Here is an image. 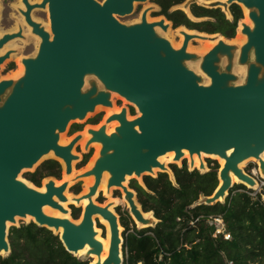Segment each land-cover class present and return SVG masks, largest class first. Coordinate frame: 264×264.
Listing matches in <instances>:
<instances>
[{
	"label": "water",
	"instance_id": "obj_1",
	"mask_svg": "<svg viewBox=\"0 0 264 264\" xmlns=\"http://www.w3.org/2000/svg\"><path fill=\"white\" fill-rule=\"evenodd\" d=\"M147 1L42 0L31 4L22 0L25 10L19 13L40 43L34 57L22 60V76L0 81V255L11 254L8 224L30 216L37 227L54 231L73 256L88 246L83 260L89 264L92 257H97L94 264H124L120 219L111 209L117 206L94 201L103 174H109L108 191L122 189L132 220L144 226L139 229L154 228L158 221L145 217L136 192L123 184L127 177L153 175L154 169L167 172L159 158L170 152L175 153V162L185 150L191 157L205 153L225 160L217 172L222 183L212 196L202 197L194 206L223 203L234 187L231 174L253 189L256 180L239 168L248 159L259 160L264 174V0L188 1L189 11L197 4L221 9L230 15L228 19H232L231 7L237 5L248 10L252 23V27L242 24L244 45L220 40L202 56L188 52L189 43L196 38L213 40L210 35L183 33L182 47L174 49L156 31L158 27L168 30L166 18L147 21L155 7L145 10L138 23L126 25L118 20L131 15L136 3ZM46 7L50 33L32 18L35 10ZM16 39H25L22 29L3 35L0 50ZM12 53L0 55V70ZM193 62L199 64L200 73L188 67ZM237 67L246 69L242 80L234 72ZM113 94L134 105L141 116L129 120L123 108L98 129L86 130L90 139L85 152L92 144H99L100 151L94 166L75 179H94L88 193L75 199L77 204L88 201L81 209L82 219L76 222L70 216L71 205H62L68 201L69 182L57 186L54 178H48L42 192L20 174L33 170L53 152L63 163L64 174L71 175L73 162L79 160L73 150L82 135L67 145L60 144V136L72 121L85 120L98 107L113 108ZM114 121L119 126L107 134V125ZM204 168L202 164L198 170L206 173ZM256 191L264 197V189ZM46 207L63 216L46 214ZM99 217L108 222L111 235L104 260V246L95 230Z\"/></svg>",
	"mask_w": 264,
	"mask_h": 264
},
{
	"label": "trees",
	"instance_id": "obj_2",
	"mask_svg": "<svg viewBox=\"0 0 264 264\" xmlns=\"http://www.w3.org/2000/svg\"><path fill=\"white\" fill-rule=\"evenodd\" d=\"M151 1L160 9L159 16L172 23L174 29L184 27L208 35L220 34L229 40L235 37L243 19L237 5L231 7L232 19H228L221 9L193 4L190 12L196 21L176 9L187 0ZM89 157L86 155L83 163ZM172 173L174 183L167 173H160L156 178L146 176L144 186L136 181L130 184L143 212L153 213L158 223L154 228L138 229L130 216L120 217L124 228V264H264V203L260 195L254 198L248 193L231 191L224 203L194 206L217 189V171L201 174L173 166ZM61 174V164L48 160L25 178L39 188L44 179L60 180ZM70 208L72 219H78L80 209ZM215 217L222 218L230 240L223 235L213 236ZM8 238L11 254L0 255V264H89L67 252L52 231L33 223L12 228Z\"/></svg>",
	"mask_w": 264,
	"mask_h": 264
},
{
	"label": "rangeland",
	"instance_id": "obj_3",
	"mask_svg": "<svg viewBox=\"0 0 264 264\" xmlns=\"http://www.w3.org/2000/svg\"><path fill=\"white\" fill-rule=\"evenodd\" d=\"M32 1L34 3H37V2L41 3L38 0H32ZM97 1L100 2V3H103L104 0H97ZM188 1H190V0H187L183 5H181V7L179 6L176 9H180V10L189 9ZM195 1H197V0H195ZM18 5H19V1L18 0H0V38L3 35H5V34L16 33L18 31V27H19L20 24H23V27L25 29L28 28L27 25L23 22L24 18L18 12ZM154 6H156V5L151 0L147 1L146 3H136L135 7H134V12L131 15L126 16V17H117V18L123 24H126V25L135 24V23H138L140 21L141 14L143 13L142 11H144L147 8L148 9L149 8H153ZM189 6H190V4H189ZM241 9H242V13H243V19L245 20L244 9L242 7H241ZM159 11H160V9L157 8V9L151 10L149 12V23L158 22L162 18H164L163 16H159ZM32 16L39 23H43L44 24L46 22H48V23L50 22L49 21V13L45 12L44 10H40V9L35 10L32 13ZM242 20L240 22H242ZM247 20H249V19L247 18ZM170 28L172 30V33L169 35L168 38L172 39L174 42H177V45H178L179 44V40H178L176 31H178V29H181V27L177 28V29H174L172 23H170ZM182 28H184V27H182ZM238 28H239V24H238ZM238 28H237V30H238ZM184 29H186V28H184ZM186 30H188L190 32L198 33V31L189 30V29H186ZM158 34H160L162 37H164L165 39L168 40V38H166V36L162 32L158 33ZM204 34H206V33H204ZM210 36H214V35H210ZM219 36H221V35L219 34ZM25 37L26 38L24 40L16 39V40L12 41L10 44H8V46H7L5 51L6 52L7 51H12L13 53L11 54L10 58L7 61H5L4 64L2 65V67H1V70H0V81L13 79L14 78V73L13 72H15V70L17 69V64L20 62V60L27 59V58H32V57H34L36 55L40 42L30 32H29V34L27 33ZM31 37H33V38H31ZM233 39H235V40L238 39L237 31H236V35H235V37ZM227 40H229V39H227ZM231 40L232 39H230L229 41H231ZM207 46H208V44L201 43V41H191L190 42V47H189V50H190L189 52L190 53H194L196 55L202 56V54L204 52L203 50ZM9 48H11V49H9ZM174 49H176V48H174ZM209 49H210V47H209ZM14 54H15L16 57L12 56ZM188 67L191 70L195 71L196 73L200 72L199 71V64L197 62L196 63H194V62L193 63H188ZM238 77L240 78V80L243 79V76L242 77L238 76ZM115 97L116 98L114 99V102H113V105H114L113 107H114L115 111H111L109 108H105V107H98L95 110V112L89 114L86 117L85 120H83V121H79V120L72 121L69 124L66 132L64 133L65 137H64L63 141L65 142V141L68 140V142H70L75 136L81 134L82 132L86 133L85 131L87 129H94V130L97 129L110 116V113H113V112L117 113L116 110L120 111L121 109L126 108L127 112H128V116H129L128 119L129 120H133V119L137 118V116H138L137 115V108L134 105H132L131 103L127 102L124 98L120 97L119 95L115 94ZM112 123H114V122H112ZM115 124L117 125V123H115ZM75 130H79V131L75 132ZM87 136L89 138V135H87ZM80 142L77 143V145L75 146L74 151H73V154L75 156L79 157V160L73 162V168H74L73 169V175L75 173H77V174L80 173L81 174V173L87 171L88 169H86V165L88 164L90 159L93 157L94 152H96V148L92 147L93 144L91 145L89 151L85 152L83 148L85 146V142L86 141L83 143V145H82V142L81 143ZM98 148H100V146H98ZM86 155H90V157L88 158L86 163H83L84 157ZM168 157H171V155H169ZM48 160H56L57 161V159L55 157H44L38 163V165L36 167H34L33 170H30V171L24 170L20 174V178H22L23 180H26L25 176L28 173H34L44 162H46ZM58 162L60 163V161H58ZM205 162H206V167L208 168L207 172H209L211 170H215V171L218 172L221 169V164H220L218 158L209 157V158L205 159ZM173 166H176L177 168L187 167L188 171H190V169H189V160L188 159L182 160L179 163H171V164H169L167 167H168V169L171 172H172V167ZM61 167H62V174H61V179H62L64 171H63V166L62 165H61ZM257 168H258V163L256 161H254V160L245 163L243 165V167H242L243 171L247 175H251L252 172L255 169H257ZM195 170L199 171L198 169H195ZM201 172H200L201 174L204 173V171H201ZM160 173H167V172L161 171V170H157L155 175H151V174L145 173L142 177H139V178L135 177V176H132V177H129V179H128L129 181L126 183V185L130 188V184L133 181H136L140 185L144 186L143 180L146 177V175H149L150 177L156 178ZM167 174L171 178V175H169V173H167ZM55 180L59 181L57 179H55ZM255 180L258 182V184L260 186H261V182L264 183V179L260 175H258V178H255ZM171 181L174 183L175 179L173 178ZM87 182H90V181H87ZM42 186H43V181L41 182V186L39 188H43ZM240 186H242L244 188H239L238 189V187H240ZM83 188H84V182H83V179H82V180H79L78 182H75V183H73L71 185V187L69 188V193L71 195H75V191L77 189H80L79 190L80 192L78 194V195H80L83 192ZM111 190L112 191H111L110 198L106 197L104 195V193H98L96 195V197L94 198V201L96 202V204H99L101 206H105V205H107L108 203L112 202L115 199L123 200V194H122L121 189L112 188ZM231 191H232V194H235V193H248L251 197H254V198L257 195H260L259 192H257L254 189L249 188L245 184H234V187L229 191V194H230ZM263 199H264V197L261 196V200L262 201H263ZM224 202L225 201H223V203ZM263 203H264V201H263ZM74 207H76V206H74ZM112 208H113L114 212L118 215L119 219H120L121 216H123V217L130 216V214H129L128 210H127V206L123 202L121 204H119L116 208H114V207H112ZM71 213H72V209L70 208V216H71ZM80 216H81V209H80L79 217ZM71 218H72V216H71ZM78 220H79V218L76 219L75 221L79 222ZM31 223L34 224V219H32V220L30 219L28 221H26L25 219H19V221L15 225L9 224L8 232L12 228H20L23 225H28V224H31ZM95 226L100 231V237L104 238L105 237V227L99 221H96ZM137 228L139 229L138 226H137ZM123 231H124V228L120 224V232H121V234H123ZM52 232L54 234V231H52ZM122 238H123V236H122ZM3 257H7V256H3ZM77 258L84 259L83 256H81V257L77 256ZM228 264H232V263H228Z\"/></svg>",
	"mask_w": 264,
	"mask_h": 264
},
{
	"label": "bare ground",
	"instance_id": "obj_4",
	"mask_svg": "<svg viewBox=\"0 0 264 264\" xmlns=\"http://www.w3.org/2000/svg\"><path fill=\"white\" fill-rule=\"evenodd\" d=\"M42 1V0H41ZM41 1H39V2H41ZM199 3H207L206 2V0H197ZM225 1V0H224ZM31 4H34V2H30ZM38 3V2H37ZM135 7V6H134ZM155 7V9H157L158 7L157 6H154ZM181 7V6H180ZM148 9V8H147ZM147 9H145V10H147ZM20 10H25V7H24V5H23V3H22V0L20 1V5H18V12L20 11ZM47 12H48V7H46V9H45ZM44 10V11H45ZM144 10V11H145ZM186 13H187V15L192 19V20H196L197 21V19H195L192 15H191V13H190V11H189V9H183ZM144 11H142V12H144ZM149 13V12H148ZM244 14H245V20L243 19L242 20V22H240V24H239V28H238V30H237V36H238V39L237 40H235V39H232L231 41H229V40H227V39H225V38H223L222 36H219V37H217V38H215V35L214 36H210L211 38H209V39H213V40H202V39H199V38H196V39H194V40H192V41H201V43H206V44H208V46L206 47V48H204V52H203V54L202 55H204V54H206V53H208L209 51H210V49H212L217 43H218V41H220V40H222V41H225L226 43H228V44H233V45H237V46H242V45H244L245 43H246V41H247V38H246V36L245 35H243L242 34V24H246V25H249L250 27H252V23L249 21V20H247V18H248V10H246V9H244ZM227 17H229L230 18V15L227 13ZM141 16H142V14H141ZM147 16H148V14H147ZM32 18L34 19V17L32 16ZM141 18V17H140ZM20 19V18H19ZM163 19V18H162ZM161 19V20H162ZM18 21V20H17ZM34 21H36L35 19H34ZM147 21L149 22V19H148V17H147ZM23 22L25 23V21L23 20ZM37 22V21H36ZM39 23V22H38ZM26 24V23H25ZM42 25H43V27L45 28V30L47 31V32H49L50 33V22L49 23H41ZM165 25H168V30L166 31V32H163L162 31V29L161 28H156V31L158 32V33H163L165 36H166V38H168L169 37V35H170V22H168L167 20L165 21ZM28 27V26H27ZM20 29H22L23 30V35H24V37L26 36V34L28 33L29 34V32L31 33V29H30V27H28L27 29H25L24 27H23V24H20L19 25V27H18V31L20 30ZM17 31V32H18ZM183 33H187V34H197V35H200V37H204L206 34H204V33H195V32H190V31H188V30H186V29H184V28H182L181 27V29H178V31H176V34H177V36L178 37H180L181 38V42H180V44L179 45H176L175 43H174V41L172 40V39H170V38H168V40L170 41V43H171V45L174 47V48H176V49H179V48H181L182 47V45H183V42H184V34ZM32 34V33H31ZM36 38H37V40L39 41V38L37 37V36H35ZM26 38V37H25ZM31 38H33V37H31ZM22 40H24V39H22ZM10 44V43H9ZM7 46H8V44L2 49V50H0V55H4L5 53H6V48H7ZM189 47H190V43H189V46H188V52L190 51L189 50ZM209 47H210V49H209ZM9 49H11V48H9ZM8 52V51H7ZM12 56H15V54L14 55H12ZM16 57V56H15ZM2 67V66H1ZM234 72H235V74H237L238 76H240V77H244V75L246 74V69L244 68V67H237V68H235L234 69ZM14 73V78L13 79H16V78H18V77H20V76H22L23 75V73H24V66H23V64H22V60H20V62L18 63V68L15 70V72H13ZM200 73V72H199ZM210 83V79H207L206 78V80H205V84L206 85H208ZM117 95V94H116ZM116 97H115V94H113L112 95V103L114 102V99H115ZM115 104V103H114ZM114 106V105H113ZM111 111H115L114 110V107L113 108H111L110 109ZM121 111V110H120ZM120 111H117L116 110V112H117V114L118 113H120ZM109 113V112H108ZM112 114H116V113H110V116L112 115ZM137 117H139L141 114H140V112L137 110ZM128 118H129V116H128ZM115 123H117V125L115 124ZM101 125H104V123L103 124H101ZM119 126V124H118V122H116V121H114V123H110L109 125H107V129H106V131H107V134H111V133H113L114 132V129L116 128V127H118ZM99 128V127H98ZM97 128V129H98ZM86 132V131H85ZM81 135H82V139L81 140H84V142H85V145H86V143H87V141L90 139V135L86 132V133H84V134H82L81 133ZM87 135H89V138H88V136ZM64 134H62L61 136H60V144L61 145H67L69 142L68 141H63V139H64ZM80 140V141H81ZM79 141V142H80ZM92 146H95L96 147V153H95V156H94V158L91 160V162H90V164L86 167V169H88V170H90L93 166H94V163H95V161L98 159V157H99V155H98V153H99V151H100V148H98V146H100L99 144H93ZM84 151H85V146H84ZM74 151V150H73ZM98 152V153H97ZM231 152H229V154H230ZM183 157L179 160V161H177V162H175V153L174 152H170V153H168V154H166L165 156H163V157H160L159 158V162L161 163V164H163L164 166H165V169H166V171L168 172V173H170V175H171V180L173 179V176H172V174H171V172H169V169H168V167H167V163H179V162H181V160L183 159V158H185V157H187L188 159H189V167H190V169H191V171H193V170H195V169H200V167H201V165L203 164L204 165V169H205V171H207L208 170V168L206 169V166H205V164H204V162H203V157L204 158H209V157H214V158H218L219 159V162H220V164H221V169L220 170H222L223 169V167H224V165H225V160L224 159H221V158H219V157H217V156H214V155H207V154H205V153H201V155H197V154H195V155H193V157H191L190 156V154L188 153V151L187 150H185L184 152H183ZM169 155H171V157L170 158H168V156ZM46 157H54V154H53V152H51L49 155H47ZM194 158H196L197 159V161H198V168H194ZM183 160H185V159H183ZM252 160H254V161H256L257 163H258V165L260 166V161L259 160H255V159H248V160H246V161H244L243 163H241L240 165H239V168L240 169H242V167H243V165L245 164V163H247V162H250V161H252ZM261 160H263L264 161V153L261 155ZM60 164L62 165V166H64L63 165V163L60 161ZM73 165V164H72ZM74 169V168H73ZM87 170V171H88ZM157 170H160V169H154L153 170V175H155V173H156V171ZM219 170V171H220ZM243 170V169H242ZM84 173V172H83ZM263 179H264V174H262L261 173V171L260 170H258V172H257ZM82 174V173H81ZM80 173H75L74 175H73V170H72V174L71 175H69V176H67V175H65L64 173H63V179H62V181L61 182H57V186H59V185H61V184H63L64 182H69L70 184H69V188L71 187V185L73 184V183H75V181L77 180L76 179V177L77 176H80L81 175ZM128 178L129 177H127L126 178V181L124 182V184L127 182V180H128ZM231 178H232V184L234 185V184H245L246 186H248L249 188H252V187H250L248 184H246V183H244V182H242V181H240L236 176H234L233 174H231ZM76 179V180H75ZM83 179V181H90V183L89 184H87V185H85L84 186V194L83 193H81L80 195H71L70 193H69V189L65 192V195H66V197H67V203H63L62 205L65 207V208H67L69 205H71V206H77V208H79V207H81L82 206V204H83V207H82V210L86 207V205L88 204V201L87 200H83L80 204H77L76 202H75V199H78V198H80L81 196H83V195H85V194H87L88 193V189H89V187H91L92 185H93V183H94V179H93V177H87V178H82ZM82 179H79V180H82ZM108 179H109V174L106 172V173H104L103 174V178H102V182H101V185H100V187H99V189L100 188H103L104 190H105V196L106 197H109L110 196V191H108L107 190V182H108ZM45 181H44V183H43V188H44V190L42 191V190H40V191H42V192H45V184L47 183V179H44ZM78 180V181H79ZM78 181H76V182H78ZM257 182V181H256ZM222 183V181L220 180L219 181V184H221ZM123 184V185H124ZM124 187H127V186H124ZM259 187H261L259 184H258V182L256 183V186L255 187H253V189L254 190H258L259 189ZM99 189H98V191H99ZM122 190V189H121ZM123 192V191H122ZM97 194H98V192H97ZM96 194V195H97ZM96 197V196H95ZM94 197V198H95ZM124 200H125V195H124ZM220 201H223V199H221ZM110 203H114V205L116 206L117 205V202L116 201H112V202H110ZM70 208V207H69ZM81 209V208H80ZM111 209H112V207H111ZM44 212L46 213V214H48V215H51V216H55V217H62L63 215L59 212V211H57V210H52L51 208H49V207H46L45 209H44ZM145 217L146 218H151V219H153V213H151L150 212V214H148L147 215V213L145 214ZM32 220L33 218H31L30 216H28L27 218H25V220L26 221H28V220ZM82 219V216L80 217V219L78 220V221H80ZM99 220H100V222L102 223V224H104V225H106V227H107V242H104L103 240H101L100 238V231L99 230H97L96 229V226H95V230H96V232H97V239L99 240V241H101L102 243H103V246H104V251H103V254H102V260H104L107 256H108V251H109V247H110V227H109V224H108V222L107 221H104L102 218H100L99 217ZM19 221V218H16V223ZM155 222H157V220L155 219ZM8 226H9V224H8ZM138 227H140V228H143L144 226H138ZM62 230H60V232H61ZM89 251V247L87 246L84 250H82V251H79L78 252V254H77V256H83V255H85L87 252ZM2 255V254H1ZM96 261H97V257H92V260H91V263L90 264H94V263H96Z\"/></svg>",
	"mask_w": 264,
	"mask_h": 264
},
{
	"label": "flooded vegetation",
	"instance_id": "obj_5",
	"mask_svg": "<svg viewBox=\"0 0 264 264\" xmlns=\"http://www.w3.org/2000/svg\"><path fill=\"white\" fill-rule=\"evenodd\" d=\"M18 1H19V5H20V1H21V0H18ZM29 1H30V2H33L32 0H29ZM38 1H41V0H38ZM45 12H47V11L45 10ZM47 13H48V12H47ZM147 17H148V19H149V13H148V16H147ZM46 23H48V22H46ZM171 33H172V30L170 29V34H171ZM177 37H178V36H177ZM178 40H179V44H180V42H181V38L178 37ZM174 43L177 45V42H174ZM179 44H178V45H179ZM17 68H18V64H17ZM82 134H84V132H82ZM67 141H68V140H67ZM81 142H82V145H83L84 140H82ZM81 142H80V143H81ZM92 147H95V146H92ZM95 148H96V147H95ZM95 153H96V152H94L93 157L90 159V161L88 162V164L86 165V167L90 164L91 160L94 158ZM168 158H170V157H168ZM183 159H188V158L185 157V158H183ZM183 159H182V160H183ZM205 159H206V158L203 157V162H204V164H205V166H206ZM182 160H181V161H182ZM188 160H189V159H188ZM194 162H195V163H194V168H197V167H198V161H197L196 158H194ZM169 164H171V163H167V166H168ZM206 169H207V167H206ZM156 172H157V171H156ZM62 179H63V177H62ZM62 179H60V180L62 181ZM128 179H129V178H128ZM60 180L57 181V182H61ZM44 181H45V180H43V183H44ZM128 181H129V180H127V182H128ZM83 182H84V186L90 183V182H87V181H83ZM127 182H126V183H127ZM126 183L124 184V186H127ZM42 187H43V186H42ZM39 189L42 190V191L44 190V188H39ZM111 191H112V190H110V195H111ZM121 191H122V190H121ZM83 192H84V188H83ZM83 192H82V193H83ZM98 193H104V195H105V190H104L103 188H100L99 191H98ZM122 194H123V200H119V199H115V200H113V201H116V202H117V205H116V206H118V205L121 204L122 202L125 203V204L127 205L126 201L124 200V193L122 192ZM108 198H110V196H109ZM82 207H83V204H82V206L79 207V208L82 209ZM148 214H150V213H147V215H148ZM80 217H81V216H80ZM80 217H79V219H80ZM98 219H99V218H98ZM98 221L100 222V220H98ZM100 223H101V222H100ZM101 224H102V223H101ZM102 225L105 227V237H104V238L101 237L100 239L103 240L104 242H107V227H106V225H104V224H102ZM96 229H97V227H96ZM97 230H98V229H97Z\"/></svg>",
	"mask_w": 264,
	"mask_h": 264
},
{
	"label": "built area",
	"instance_id": "obj_6",
	"mask_svg": "<svg viewBox=\"0 0 264 264\" xmlns=\"http://www.w3.org/2000/svg\"><path fill=\"white\" fill-rule=\"evenodd\" d=\"M258 170H259V165H258V168L257 169H255L253 172H252V174L251 175H249V176H251L252 178H258ZM199 172H201V171H199ZM202 173V172H201ZM261 187H262V189L264 188V183L263 182H261ZM213 220V224H214V226H215V232H214V237H216V236H218V235H223V237H224V239L225 240H230L231 239V236H230V234H228L227 232H226V228H225V225H224V222H223V220H222V218L221 217H215V218H213L212 219ZM197 220H195V222H196ZM191 224H193V223H191Z\"/></svg>",
	"mask_w": 264,
	"mask_h": 264
}]
</instances>
